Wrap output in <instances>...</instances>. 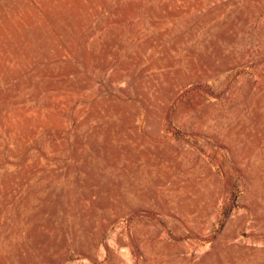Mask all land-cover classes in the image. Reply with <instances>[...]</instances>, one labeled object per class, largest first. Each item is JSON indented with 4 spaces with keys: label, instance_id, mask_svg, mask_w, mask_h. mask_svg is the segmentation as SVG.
<instances>
[{
    "label": "rangeland",
    "instance_id": "rangeland-1",
    "mask_svg": "<svg viewBox=\"0 0 264 264\" xmlns=\"http://www.w3.org/2000/svg\"><path fill=\"white\" fill-rule=\"evenodd\" d=\"M0 264H264V0H0Z\"/></svg>",
    "mask_w": 264,
    "mask_h": 264
}]
</instances>
